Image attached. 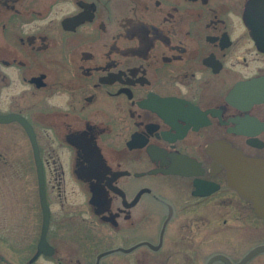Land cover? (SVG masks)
<instances>
[{"label": "flooded vegetation", "instance_id": "af4514ba", "mask_svg": "<svg viewBox=\"0 0 264 264\" xmlns=\"http://www.w3.org/2000/svg\"><path fill=\"white\" fill-rule=\"evenodd\" d=\"M264 0H0V264H264L219 145L264 159Z\"/></svg>", "mask_w": 264, "mask_h": 264}, {"label": "water", "instance_id": "95a60500", "mask_svg": "<svg viewBox=\"0 0 264 264\" xmlns=\"http://www.w3.org/2000/svg\"><path fill=\"white\" fill-rule=\"evenodd\" d=\"M249 18L255 26L253 33L257 42L264 45V15ZM215 162L225 170L227 184L250 201L254 211L264 217V159L245 156L226 145L218 150Z\"/></svg>", "mask_w": 264, "mask_h": 264}]
</instances>
